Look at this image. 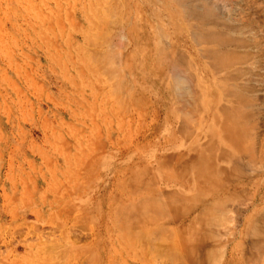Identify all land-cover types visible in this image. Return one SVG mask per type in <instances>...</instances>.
<instances>
[{"label":"rangeland","instance_id":"374dc122","mask_svg":"<svg viewBox=\"0 0 264 264\" xmlns=\"http://www.w3.org/2000/svg\"><path fill=\"white\" fill-rule=\"evenodd\" d=\"M213 1L210 28L227 35L209 44L217 63L196 96L202 125L184 134L183 176L144 161L101 185L95 96L117 78L97 65L127 51L123 0H0V264H264V0ZM139 4L153 31L194 44L190 7L160 19Z\"/></svg>","mask_w":264,"mask_h":264},{"label":"crops","instance_id":"0c3cea01","mask_svg":"<svg viewBox=\"0 0 264 264\" xmlns=\"http://www.w3.org/2000/svg\"><path fill=\"white\" fill-rule=\"evenodd\" d=\"M207 3L204 2V4ZM210 5L212 6L211 2ZM207 6L203 5L202 10L207 11ZM148 7H142L143 14H146L144 15L145 19L140 22L139 26H136L137 38L136 35L132 37L134 42L126 48V53L116 54L115 64L97 65L98 69L101 68L103 81L117 78L112 85L97 86L95 96L97 150L100 149L101 139V157L98 158L102 168L101 185L107 182L108 176L113 173L115 168L136 167L144 161L150 168H159L161 174L169 179L166 181L177 183L178 177L183 176L184 134L185 132L192 133L191 130L195 127L193 122L198 128L203 122L200 116L202 110L196 96L198 94L201 97L200 89L204 87L203 71H209L210 65L215 69V65L212 63L214 57L211 56L215 49L209 47L210 41L214 42V31H210V19H212L210 16L214 17L212 9L210 13L208 12L209 15L211 14L208 15L209 19L204 17L206 11L204 14L201 10L199 15L197 14L199 11L195 12V15L193 14V16H198L197 19L195 17L196 20L199 19V25L197 23V26L193 28L195 34H199L194 35L197 42L191 38L194 44L186 43L183 48H179L175 44L173 36H169L167 24L165 29L163 27L160 31H153V25L147 13ZM200 8L202 7L200 6ZM199 16L202 18L200 19ZM194 25L192 24V26ZM202 25L207 29L202 28ZM131 26L133 25L130 24ZM197 30H201L202 33L200 31L197 33ZM206 30L210 31V35ZM202 36L206 38L204 37L203 40ZM201 44L202 49H195V45ZM171 47L174 53L183 56V61H177L180 62L178 63L179 69L189 72H181L178 69L184 84L189 80V77L192 82L189 80L194 89L190 84L188 88L191 92L195 91V94L188 99H180L175 96V94L179 95L177 94L179 91L178 88L175 89L177 85L174 86L175 82L172 79L174 78V74L171 72L172 67L166 60L169 51L172 52ZM165 56L166 59H164ZM183 72H187L189 76L187 77L188 74L185 75ZM180 83L182 84V82ZM183 89L185 88L183 87ZM116 100L120 101L121 111L126 114L123 121L117 120L115 105L119 102ZM181 100L184 101L182 104L187 103L186 109L182 107L185 112V114L182 112L183 115L180 112ZM122 137H126V146L120 144ZM141 152L144 154L141 155ZM173 177L176 179L174 180Z\"/></svg>","mask_w":264,"mask_h":264},{"label":"bare ground","instance_id":"6f19581e","mask_svg":"<svg viewBox=\"0 0 264 264\" xmlns=\"http://www.w3.org/2000/svg\"><path fill=\"white\" fill-rule=\"evenodd\" d=\"M142 1H144L145 3H147V4H152L153 5V7H155L154 5H156V8H155V10L157 9V7L158 6H160L162 9L160 10V14L159 15H157V17H159L160 19H164V17H166V16H172L171 14H169V12H168V10L170 9H173L171 6V4L172 3H174V4H177L179 7H182L183 6V8L185 9V5L186 6H188V8L190 7V10L189 9H187V7H186V11H184L183 10V12H186V13H184L185 15H186V17L187 18H195L196 17V19H197V17L198 16H193V14L195 13V12H197V11H199V12H197V14L199 15V13H200V10L202 11V13L204 14L205 13V9L204 10H202L203 9V5H205V6H207V4H208V8L211 6L210 5V2H211V4L213 3V5L215 4V3H217V1H213V0H211L210 2H209V0H205V1H203V0H142ZM202 1H203V3H202ZM225 1V0H224ZM227 1V0H226ZM87 2V1H86ZM139 2H140V0H125V3L127 4V6L129 7V9H130V11L128 12V10H127V6H125V3H124V0H123V3H122V6H124V8H125V10H123L124 11V13H123V11H121V10H119V13H120V11H121V13H123L122 14V18L120 17V15H119V17H120V20H122V25H123V23H124V27L122 28V25H121V27H119V26H117L116 28H115V30L117 29V31H116V33H115V36H117L118 37V39H120V40H118L117 42H116V44L119 46L120 44V42L123 40V39H128V41L126 42V44L124 45V48H127L129 45H131V43H133L134 41L132 40V37L133 36H135L136 35V38H137V35H138V33H137V29H136V26H139V23H140V21L141 20H143V19H145V17H144V15H146V14H143V12H142V7H141V4H139ZM196 2H201V3H198V4H200L199 5V7H198V5H197V3ZM204 2H208L207 4H204ZM225 3V2H224ZM142 4H143V2H142ZM217 5V4H216ZM121 6V7H122ZM174 6H176V5H174ZM200 6L202 7V8H200ZM177 7V6H176ZM176 7H174V9L173 10H175L176 9ZM193 7V8H192ZM206 7V8H207ZM213 7H215V6H212V8ZM217 7V6H216ZM219 7V6H218ZM123 8V7H122ZM123 8V9H124ZM199 8V9H198ZM208 8H207V11H206V16L204 15V17L205 18H208L209 19V16L211 15H209V13H210V11H211V7L209 8V10H208ZM87 9V8H86ZM148 9V8H147ZM195 9H197L196 11H194ZM150 11H151V9H149ZM154 10V9H153ZM187 10H189V11H187ZM214 10H216V9H212V11H214ZM204 11V12H203ZM86 12H87V10H86ZM173 12V11H172ZM209 12V13H208ZM118 13V14H119ZM155 13V12H154ZM202 13H201V15H202ZM212 13H214V12H212ZM196 14V13H195ZM194 14V15H195ZM209 15V16H208ZM218 15V14H217ZM216 16V15H215ZM215 16L214 17H211L210 16V18H215ZM221 16H223V15H221ZM81 17V16H80ZM200 17V16H199ZM172 18V17H171ZM190 18V19H191ZM202 17H200V19H201ZM219 18V17H218ZM224 18V17H223ZM83 19H85V16H84V18ZM149 19V18H148ZM195 19V20H196ZM212 19V20H213ZM216 19V18H215ZM226 19V18H225ZM225 19H221L222 21L223 20H225ZM146 20H147V18H146ZM193 20V19H192ZM194 20V21H195ZM207 20V19H206ZM198 21H199V19H198ZM210 21H211V19H210ZM214 21V20H213ZM222 21H219V22H222ZM126 22V23H125ZM201 22V21H200ZM212 22V21H211ZM215 22H216V20H215ZM225 22H226V20H225ZM225 22H224V24H225ZM217 23V22H216ZM130 24H132L133 26H131V27H129L128 28V26L130 25ZM142 24V23H141ZM199 24V23H198ZM221 24H223V23H221ZM188 25H189V23H188ZM193 25H194V23H193ZM227 25V24H226ZM195 26H197V24L196 25H194V26H192V25H189V32L191 33V37L194 39V35H199V34H195V30L193 29ZM201 26V25H200ZM203 26V25H202ZM206 26V25H205ZM230 26V25H229ZM226 28L228 27V26H225ZM233 29H235L236 31L235 32H237V27L238 26H231ZM231 27H230V29H231ZM197 28V27H196ZM202 28H205L204 26L202 27ZM200 29V28H199ZM205 29H207V28H205ZM204 29V30H205ZM208 29H209V27H208ZM230 29H229V31H230ZM240 31H242V28L240 29V28H238ZM210 30H212L211 28H210ZM224 30H226V29H224ZM238 30V31H239ZM139 31V30H138ZM200 32H201V30H199ZM198 30H197V33H200ZM206 31H209V30H206ZM214 31V29L212 30V32ZM216 31H217V29H216ZM233 31V30H232ZM240 31H239V34H240ZM136 32V33H135ZM215 32V31H214ZM218 32V31H217ZM216 32V33H217ZM226 32H228V31H226ZM202 33V32H201ZM204 33V32H203ZM220 33V32H219ZM221 33H223L224 34V36L225 35H227V34H225V31L223 32H221ZM220 33V34H221ZM229 33V32H228ZM232 33V32H231ZM234 33V32H233ZM206 34V33H205ZM208 34L210 35V31L208 32ZM219 34V35H220ZM238 34V35H239ZM200 35H202V34H200ZM208 35V36H209ZM216 34L215 33H213V37H214V39L215 38H218L219 37V35L217 34V37L215 36ZM233 35V34H232ZM235 35V34H234ZM233 35V36H234ZM240 35H242V34H240ZM195 36V37H196ZM205 37V36H204ZM204 37L202 36V38H203V40H204ZM210 37V36H209ZM212 37V35H211V39L213 38ZM244 37V36H243ZM206 38V37H205ZM221 38L224 40V37H223V35L221 36ZM231 38V37H230ZM196 39H198V38H196ZM221 39V42H224V43H227L228 41H232V40H229L228 39V41H226L225 42V40L223 41ZM239 39V38H238ZM237 39V40H238ZM241 39V41H243L242 40V38H240ZM245 39V38H244ZM176 40H177V38H176ZM198 40H201V39H198ZM208 40V39H207ZM219 40V39H218ZM235 40H236V38H235ZM235 40H233L234 42H235ZM137 41V40H136ZM194 41H196L195 39H194ZM212 41H213V39H212ZM220 41V40H219ZM239 41V40H238ZM238 41H237V43H238ZM245 41H247L246 39H245ZM245 41H243V43L245 42ZM177 42L179 43V40H177ZM197 42V41H196ZM239 43H240V41H239ZM242 43V44H243ZM257 43V42H256ZM256 43H254V45L256 44ZM175 44H176V42H175ZM233 44V43H232ZM241 44V45H242ZM244 44H246V43H244ZM249 43H248V41H247V45H248ZM174 45V44H173ZM172 45V46H173ZM220 45V44H219ZM259 45V43H257V45H255L256 47ZM127 46V47H126ZM226 46V45H225ZM239 46H240V44H239ZM245 46L246 45H244V46H242V49L244 48L245 49ZM254 46V47H255ZM174 47V46H173ZM210 47V46H209ZM227 47V46H226ZM237 47H238V44H237ZM250 47V46H249ZM248 47V48H249ZM211 48H213V47H211ZM216 48V47H215ZM214 48V49H215ZM171 49H172V47H171ZM225 49V48H224ZM223 49V50H224ZM228 49V48H227ZM259 47H258V51H259ZM262 49V48H261ZM216 50V49H215ZM229 50V49H228ZM227 50V51H228ZM175 51V50H174ZM177 51V50H176ZM209 51V50H208ZM217 51V50H216ZM216 51H214L212 54H211V56H213L214 57V62L212 61V63H214V65L216 66V63H217V61H216V57H217V52ZM221 52H222V50H220ZM226 51V50H225ZM223 52V53H226V52ZM230 51V50H229ZM228 51V52H229ZM241 51V50H240ZM239 51V52H240ZM238 52V53H239ZM208 53V52H207ZM206 53V54H207ZM223 53H220L221 55L223 54ZM230 54H232L231 52H230ZM229 54V55H230ZM208 55H210L209 53H208ZM222 56H224V54L222 55ZM227 56V55H226ZM239 56V55H238ZM230 57V56H229ZM228 57V58H229ZM239 57H242V56H239ZM182 58V59H181ZM244 58V57H243ZM164 59H166V56H165V58ZM224 59V58H223ZM236 59V61H238L237 60V57L235 58ZM166 60H168V63H169V65L172 67L171 69V72L174 74L173 76H174V78H172V79H174V82H175V84H174V86H176L177 85V87H175V89H177L178 91H179V93L177 92V94H179V95H176L175 94V96H178V98H186V99H188L190 96H194V94H195V91H193V92H191V90H189V84H190V82H191V80H190V77L188 78L189 80H190V82H189V80H187L186 81V84H184L183 83V81H181L182 79H181V74H180V71L182 72V71H187V70H181V69H179V65H178V63H180L181 62V60L183 61V56L181 57V56H179V53H174L173 52V49H172V52L170 51L169 53H168V56H167V59ZM165 60V61H166ZM217 60H218V58H217ZM221 60H222V58H221ZM231 60H233L235 63H236V61L234 60V59H231ZM231 60H229V61H227V58H225L224 59V61H219V63L220 62H223L222 63V65L221 66H227L228 65V63L227 62H230ZM240 60H241V58H240ZM177 61H180V62H177ZM211 61V60H210ZM167 62V61H166ZM187 62V61H186ZM234 62H231L232 64L234 63ZM240 62V61H239ZM220 66V67H221ZM188 67V66H187ZM223 68V67H222ZM180 71H179V70ZM191 71V70H190ZM188 72V71H187ZM186 72V73H187ZM185 72H183V74H184ZM186 73H185V75H186ZM189 73V72H188ZM187 73V74H188ZM187 77L189 76V74L188 75H186ZM185 80V79H184ZM180 82H182V84L180 83ZM192 83V82H191ZM191 85V84H190ZM228 85H229V83H228ZM234 86V85H233ZM245 86V85H244ZM183 87L185 88V89H183ZM191 87L193 88V86L191 85ZM234 87H236V85L234 86ZM238 87V86H237ZM243 86H241V88H242ZM173 88V87H172ZM232 88V87H231ZM245 88V87H244ZM194 89V88H193ZM233 89H235V88H233ZM237 90H232V91H238V88H236ZM176 91V90H175ZM230 91H231V89H230ZM231 91V92H232ZM230 92V93H231ZM242 91H240V93H241ZM184 93V94H183ZM230 93L228 92L227 93V95H230ZM245 93V92H244ZM244 93H241V94H244ZM232 94L234 95V92H232ZM236 94V93H235ZM240 94V98L239 99H243L244 97H246L247 96V94H245L244 96L243 95H241ZM183 95V96H182ZM184 95H185V97H184ZM187 95H188V97H187ZM237 95H239V93L237 94ZM236 95V96H237ZM235 96V95H234ZM242 96H243V98H242ZM238 97V96H237ZM180 99H178L179 101H180ZM245 99V98H244ZM134 100V99H133ZM136 100V99H135ZM178 100H176V101H178ZM183 100H185V99H183ZM183 100H181V108H180V112L182 113L183 112V108L184 109H186L185 108V105L187 104H185V103H183L182 104V101ZM234 100V99H233ZM236 101V100H235ZM234 101V102H235ZM184 102V101H183ZM189 103V102H188ZM247 103V102H246ZM238 104V103H237ZM246 105V104H245ZM244 106V105H243ZM183 107V108H182ZM187 107V106H186ZM245 107V106H244ZM237 108H238V106H237ZM239 109H241V106H240V108ZM184 111H186V110H184ZM245 111V110H244ZM184 114H185V112H183ZM183 113H182V115H183ZM244 117V116H243ZM246 117V116H245ZM181 121V120H180ZM184 126V125H183ZM137 198V197H136ZM168 198V197H167ZM130 204H132V203H130ZM128 206H130L129 204L127 205V207ZM133 207V206H132ZM123 209V208H122ZM130 208H128L127 210H129ZM203 209V208H202ZM205 209V208H204ZM131 210V209H130ZM146 210V209H145ZM157 210V209H156ZM206 210V209H205ZM121 212V211H120ZM122 212H125V210H123ZM122 212H121V214H122ZM127 212V211H126ZM144 214L146 213V212H144V211H142ZM141 212V213H142ZM142 213V214H143ZM158 213V212H157ZM126 215V214H125ZM201 215V214H200ZM141 219V218H140ZM224 254V253H223ZM250 262V261H249Z\"/></svg>","mask_w":264,"mask_h":264}]
</instances>
